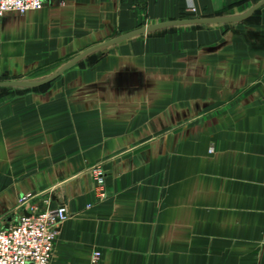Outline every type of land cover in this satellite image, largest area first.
Here are the masks:
<instances>
[{
  "label": "crops",
  "instance_id": "obj_1",
  "mask_svg": "<svg viewBox=\"0 0 264 264\" xmlns=\"http://www.w3.org/2000/svg\"><path fill=\"white\" fill-rule=\"evenodd\" d=\"M257 1L43 0L0 16V81ZM29 206L67 213L49 264H90L93 251L96 264H264V5L125 39L40 86L0 85V229Z\"/></svg>",
  "mask_w": 264,
  "mask_h": 264
},
{
  "label": "built area",
  "instance_id": "obj_2",
  "mask_svg": "<svg viewBox=\"0 0 264 264\" xmlns=\"http://www.w3.org/2000/svg\"><path fill=\"white\" fill-rule=\"evenodd\" d=\"M43 6L40 0L39 7L33 6V0H21L20 6L0 0V16L7 12L23 14L28 10L39 9ZM188 10H193L188 7ZM89 177L97 189V200L105 197L103 176L97 166L89 167ZM29 194L19 197L22 203ZM67 213L63 206L53 209H37L29 206L24 215L0 229V264H49L53 252V241L56 228L65 220ZM99 252L93 251L91 263L96 264Z\"/></svg>",
  "mask_w": 264,
  "mask_h": 264
},
{
  "label": "water",
  "instance_id": "obj_3",
  "mask_svg": "<svg viewBox=\"0 0 264 264\" xmlns=\"http://www.w3.org/2000/svg\"><path fill=\"white\" fill-rule=\"evenodd\" d=\"M264 5V0H258L254 4L250 5L248 8L243 10L240 13L236 14H229V15H214V16H206V17H189V18H182V19H174V20H167L162 22H157L154 24L143 25L131 31L122 33L116 37L108 39L106 41L100 42L98 44L92 45L83 51L79 52L65 63L60 65L53 73L50 75L43 77L37 80H27V79H20V80H8V81H0V85L3 86H13V87H36L42 84L49 82L50 80L54 79L58 76L63 70L67 67L75 64L77 61L81 60L82 58L86 57L87 55L104 49L112 44L118 43L125 39L137 36V35H146L150 32L171 27V26H178V25H198V24H224V23H238L246 19L250 16L256 9Z\"/></svg>",
  "mask_w": 264,
  "mask_h": 264
},
{
  "label": "clouds",
  "instance_id": "obj_4",
  "mask_svg": "<svg viewBox=\"0 0 264 264\" xmlns=\"http://www.w3.org/2000/svg\"><path fill=\"white\" fill-rule=\"evenodd\" d=\"M6 2L14 3V4H16V6L19 7L21 0H6ZM39 5H40V0H33V6L34 7H39Z\"/></svg>",
  "mask_w": 264,
  "mask_h": 264
}]
</instances>
